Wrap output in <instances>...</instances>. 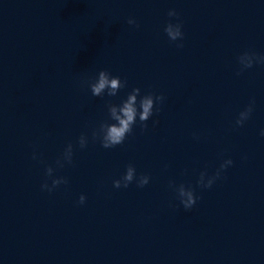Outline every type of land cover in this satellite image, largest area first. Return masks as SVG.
Wrapping results in <instances>:
<instances>
[{"label": "water", "instance_id": "obj_1", "mask_svg": "<svg viewBox=\"0 0 264 264\" xmlns=\"http://www.w3.org/2000/svg\"><path fill=\"white\" fill-rule=\"evenodd\" d=\"M244 52L264 56V0H0V264H264V64L241 71ZM101 70L116 96L92 95ZM133 88L165 99L104 148L92 133Z\"/></svg>", "mask_w": 264, "mask_h": 264}, {"label": "clouds", "instance_id": "obj_2", "mask_svg": "<svg viewBox=\"0 0 264 264\" xmlns=\"http://www.w3.org/2000/svg\"><path fill=\"white\" fill-rule=\"evenodd\" d=\"M170 17L178 16L175 10H170L168 12ZM127 23L129 25L139 26L135 19L129 18ZM164 31L168 36L171 42L182 41L184 38V33L182 32V23L177 22L175 24L169 22ZM177 48H182V43L176 44ZM238 63L241 65V71L247 68L253 67L254 63L264 64V56H258L255 53L244 52L238 57ZM239 74V73H237ZM126 81H122L118 76H111V74L107 70H101L98 73V76L95 80L90 81L88 83V87L91 90L93 96H103L105 92L108 96H116L118 91L125 87ZM140 88H133L132 91L128 94L127 98L123 100L119 105L110 104L108 106L109 118L115 123H107L103 122L99 125V128L94 130L92 133L93 139L99 138L101 144L104 148H112L117 145H120L124 142L126 136L130 134L133 130V125L137 122V117L141 122L142 128H147V124L145 123L152 117L154 104L160 103L162 104L165 97L163 95H155L154 93H148L146 95H140ZM138 97L139 100H138ZM255 101H251L248 107L239 114V118L236 120L237 126H242L243 123L249 118L253 111V105ZM159 108H156V111L159 112ZM261 135L264 136V130L261 131ZM87 137L81 135L79 138V145L81 148L87 146ZM73 156V147L69 144L63 153L62 160H57V165L59 167L64 166V162L71 164ZM33 158L36 156L34 154ZM233 161L231 159L225 160L220 168L217 170L214 176L206 177L205 172L200 173L199 180L197 183L204 188H210L216 179L220 178V174L223 170H225L229 165H231ZM53 173V168L51 166L46 168L47 176L51 177ZM136 178V170L135 167L131 164L127 166L126 173L123 175L121 179H117L113 181V186L115 188H120L121 186L127 188L129 184ZM66 178H56L52 179L51 186L48 185L47 182L41 185L42 190H47L51 192L60 184H67ZM149 183V176L141 175L137 181L138 187H143ZM172 186V185H170ZM177 192L180 203L183 207L187 209H191L196 201L197 197L192 188H186L183 184L179 185V187L175 188ZM86 200L84 195L79 197V203L83 204Z\"/></svg>", "mask_w": 264, "mask_h": 264}]
</instances>
